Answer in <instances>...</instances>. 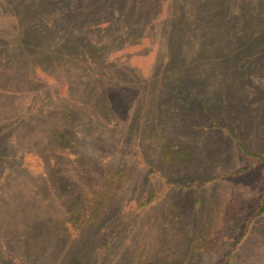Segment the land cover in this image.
I'll return each mask as SVG.
<instances>
[{
	"label": "rangeland",
	"instance_id": "374dc122",
	"mask_svg": "<svg viewBox=\"0 0 264 264\" xmlns=\"http://www.w3.org/2000/svg\"><path fill=\"white\" fill-rule=\"evenodd\" d=\"M253 154L264 0H0V264H264Z\"/></svg>",
	"mask_w": 264,
	"mask_h": 264
},
{
	"label": "trees",
	"instance_id": "16d2710c",
	"mask_svg": "<svg viewBox=\"0 0 264 264\" xmlns=\"http://www.w3.org/2000/svg\"><path fill=\"white\" fill-rule=\"evenodd\" d=\"M191 11L192 10L191 9L188 10V8L185 11H183L182 8H181V10L176 9V11H174L175 13L179 12V17L174 18V22L176 24H178L176 26H178L179 31H182V33L178 34L177 40L180 38H185V37L188 38L189 40H191L195 35L198 34V31H199L198 29L201 28V26H203L202 21L200 19H198V17L195 14L193 15V13H191ZM230 12L231 13L229 14L228 20H230V19L235 20V21L230 23L232 25V28L234 29V28H236V23H237V19H238V18L235 19V14L238 12V8L231 7ZM207 14L211 17L212 11L211 10L208 11ZM239 18H241V17H239ZM70 22H71V20H70ZM171 26L172 25H168L167 27L172 28ZM132 28L133 27L129 26V28H126V30L124 29L125 32L122 31L121 36H124V35L126 36L128 34L127 33L128 31L133 32L134 30ZM127 29H128V31H127ZM53 30L56 31V28H54L52 30L51 29L50 30H44V34L38 35V37L40 38L39 40L42 41L43 38H45L47 34L51 35V33L54 32ZM136 31H138V30H136ZM46 32H48V33H46ZM58 32H60V31H58ZM55 36H56V34H55ZM115 39L119 40L121 38L117 37ZM178 41H180V40H178ZM7 42H10V41H7ZM114 42H115V40H114ZM57 137L59 140H62L61 134H57ZM252 156L258 158L259 160L264 159V154L263 155L262 154L261 155L260 154L254 155L253 154ZM154 196H155L154 193H149L146 197L143 198V201H141L139 206L142 207V206L147 205L150 202V200L152 198H154ZM263 211H264V197L262 198V201H261L260 206L258 208L259 213H262ZM232 259H233V254H232V250H230V251L225 253L223 258L217 264H231Z\"/></svg>",
	"mask_w": 264,
	"mask_h": 264
}]
</instances>
